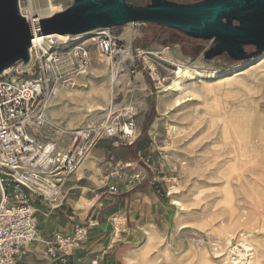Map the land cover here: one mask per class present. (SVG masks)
Instances as JSON below:
<instances>
[{"label": "rangeland", "instance_id": "374dc122", "mask_svg": "<svg viewBox=\"0 0 264 264\" xmlns=\"http://www.w3.org/2000/svg\"><path fill=\"white\" fill-rule=\"evenodd\" d=\"M72 1L52 0L62 9ZM148 1L129 0L135 4ZM44 3L19 0L29 13ZM130 28L137 34L132 45L154 64L155 69L147 62L154 76L139 64L134 72L127 70L133 83L130 88L126 92L117 89L118 72H112L93 52L86 73L76 75L72 84L58 86L50 99L47 133L66 147L72 129L101 118L110 100L133 106L140 150L169 179L166 195L171 212L165 224L146 229L126 264H264V140H257L255 127L249 128L254 115L264 119V50L240 60L226 53L206 58L213 39L193 38L149 23L114 27L112 32L120 34ZM76 40L86 41L93 50L95 35ZM244 49L250 53L255 47L245 45ZM260 62L261 67L257 66ZM181 64L204 70L231 68L232 72L218 84L215 96L186 92L175 106L177 94L163 86L174 77L172 69ZM238 69L243 72L235 75ZM206 85L195 78L197 89ZM57 126L69 130L58 134ZM249 141L252 148L246 151Z\"/></svg>", "mask_w": 264, "mask_h": 264}, {"label": "built area", "instance_id": "2783aa9c", "mask_svg": "<svg viewBox=\"0 0 264 264\" xmlns=\"http://www.w3.org/2000/svg\"><path fill=\"white\" fill-rule=\"evenodd\" d=\"M139 23L142 22L116 27ZM29 27L27 59L17 60L0 72V264H14L15 257L37 240L30 194L51 206L58 205L64 198V181L78 170L100 139H110L116 146L133 145L138 136L133 106L110 100L101 118L73 130L68 145L61 147L58 139L47 133L50 124L47 107L53 90L72 84L75 75L86 73L93 52L115 74L125 70L134 72L140 64L154 76L145 52L132 45V38L137 34L131 28L120 34L112 32L114 27L96 29L92 50L90 44L72 35L40 34L39 19ZM126 34L130 35L129 40ZM142 157L138 154L136 163L150 168L148 159ZM124 166L132 163L127 161ZM116 173L113 169L100 177L111 193L117 191V186L110 182ZM131 176L139 180L141 170ZM120 222V216L113 217V227ZM86 235V224L81 223H75L70 234L55 232L52 240L46 242L49 264H69V256Z\"/></svg>", "mask_w": 264, "mask_h": 264}, {"label": "crops", "instance_id": "0c3cea01", "mask_svg": "<svg viewBox=\"0 0 264 264\" xmlns=\"http://www.w3.org/2000/svg\"><path fill=\"white\" fill-rule=\"evenodd\" d=\"M139 145L138 141L116 146L110 139L99 140L91 155L64 181V198L58 205L30 194L37 240L15 257L14 264H49L46 242L55 232L70 234L75 223L86 224L87 235L69 256V264H126L131 250L145 238L146 229L165 224L171 212L166 195L169 179ZM138 154L148 159L150 168L136 163ZM127 161L132 166H124ZM113 169L117 173L110 182L117 191L111 193L100 177ZM137 170H141V178L134 180L131 174ZM114 216H120L121 222L113 227Z\"/></svg>", "mask_w": 264, "mask_h": 264}, {"label": "water", "instance_id": "95a60500", "mask_svg": "<svg viewBox=\"0 0 264 264\" xmlns=\"http://www.w3.org/2000/svg\"><path fill=\"white\" fill-rule=\"evenodd\" d=\"M130 22L155 23L187 36L213 39L205 51L211 58L226 53L240 60L264 50V0H73L60 11L39 19L40 34L77 35ZM29 24L17 0H0V72L17 60H26ZM245 45L255 50L247 53Z\"/></svg>", "mask_w": 264, "mask_h": 264}, {"label": "bare ground", "instance_id": "6f19581e", "mask_svg": "<svg viewBox=\"0 0 264 264\" xmlns=\"http://www.w3.org/2000/svg\"><path fill=\"white\" fill-rule=\"evenodd\" d=\"M17 8H18V11L20 12V14H22L28 20L29 24L31 25V24H34L38 19H40L42 17L50 16L53 13L60 11L62 9V6L60 4H56V3L52 2V0H45L44 6H42L40 8H36V9H30L31 11L29 13L26 10H23L21 8V4L19 5V0H17ZM94 33H95V31L91 30V31L86 32V33L77 34L74 36L72 35V36L75 38H79V37L95 35ZM61 35L64 37L70 36L69 34H61ZM125 37L127 38V40H129L130 35L126 34ZM85 42H83V43H85ZM261 55L264 56V52ZM147 62H149V61H147ZM150 64H151L152 68L155 69L154 64H152V63H150ZM261 65H262L261 62L259 64H257V66H259V67H261ZM241 70L242 69L236 70L235 75L241 74L243 72ZM231 72H232L231 68H226L224 70H204V69H199L197 67H194L193 65H187V64L176 65L174 67V69H172V73L174 74V77H172L170 83H168L167 85H164L163 87H164V89L174 91L175 94H177V96L174 98V100L172 102V104L176 106V105L181 104L182 100L180 97H181V95H183L186 92H189V93L191 92L194 95H213V96H215L217 94L218 84L227 80L228 79L227 76H229L231 74ZM128 76L129 75H128L127 71H118L117 77L114 75L112 76L113 79L116 77V79L114 80L116 83L114 82L115 83L114 85L116 86L117 89H122L123 91L126 92L127 89L130 88V86L133 83H131ZM155 76L159 80H161V78L157 72H155ZM137 77L141 78L140 75H137ZM195 78H197V79L200 78L202 80V85H206V84L207 85L204 86V88L201 90L197 89L195 87ZM62 86H64V85H62ZM58 89L59 88L56 87L53 90V94H52L53 97L55 96ZM105 112H106V109H105ZM102 115H103V113L100 114V116H102ZM254 117H255V120L252 121V124H250L249 128L251 130H253V127H255L257 140L260 139L262 141V140H264V119L259 120V118L258 117L256 118L255 115H254ZM57 127H58L57 131H59L58 134H60V133L64 134L65 132L67 133V131L69 130L67 128H62L59 126H57ZM75 129H77V128H74L72 130H75ZM135 133H138L137 132V124L135 127ZM251 148H252V141H249L248 143L245 144L244 149H246V151H249ZM173 200H174V202L180 204L179 201H176L175 199H173ZM149 238L150 237L148 235L147 239L149 240ZM254 264H257V263H254Z\"/></svg>", "mask_w": 264, "mask_h": 264}, {"label": "trees", "instance_id": "16d2710c", "mask_svg": "<svg viewBox=\"0 0 264 264\" xmlns=\"http://www.w3.org/2000/svg\"><path fill=\"white\" fill-rule=\"evenodd\" d=\"M129 1V0H128ZM149 24H152V25H157V24H155V23H149ZM159 26V25H158Z\"/></svg>", "mask_w": 264, "mask_h": 264}]
</instances>
